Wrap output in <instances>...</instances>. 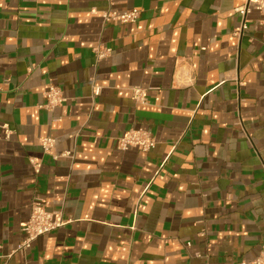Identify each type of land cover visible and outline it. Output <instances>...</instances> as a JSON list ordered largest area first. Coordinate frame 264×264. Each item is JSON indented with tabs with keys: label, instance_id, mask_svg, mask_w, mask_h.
Listing matches in <instances>:
<instances>
[{
	"label": "crops",
	"instance_id": "1",
	"mask_svg": "<svg viewBox=\"0 0 264 264\" xmlns=\"http://www.w3.org/2000/svg\"><path fill=\"white\" fill-rule=\"evenodd\" d=\"M245 2L0 0V264H232L259 255L264 25L257 11L244 19L235 10ZM133 7L134 22L103 19ZM99 44L112 48L102 60ZM52 84L66 100L41 107ZM132 128L156 145L119 149ZM46 136L56 139L51 153ZM35 199L71 221L16 250Z\"/></svg>",
	"mask_w": 264,
	"mask_h": 264
},
{
	"label": "built area",
	"instance_id": "2",
	"mask_svg": "<svg viewBox=\"0 0 264 264\" xmlns=\"http://www.w3.org/2000/svg\"><path fill=\"white\" fill-rule=\"evenodd\" d=\"M245 19L248 13L251 11H257L260 15V23L264 25V0H246L245 4L235 9ZM140 9L133 7L124 11L108 10L102 13L104 21H117L120 23H131L140 17ZM246 27L245 22L241 29ZM112 51L111 47L99 44L93 48V52L97 60L107 58ZM133 97L136 101L145 102V89L135 86L133 87ZM100 94V87H94L93 96ZM45 97L47 102L42 104L41 107L53 108L62 104L66 97L62 88L56 85H50L49 89L45 91ZM5 136H10L12 130L7 124L2 125ZM41 145L44 152L51 153L56 145V139L52 136H46L41 138ZM156 145V139L153 135L143 128H132L126 131L117 139V146L121 150H127L130 148H138L142 151H150ZM63 156L73 158V154L70 151L61 153ZM54 158H58L59 155L53 154ZM35 172H39L42 166L40 160L31 158ZM70 219H65L61 211L48 210L45 202L41 199H35L32 203V211L30 218L22 225V230L25 233V238L21 241L16 250H25L31 246V243L41 235L47 234L59 227L64 226ZM15 250V251H16ZM9 254L8 256H10ZM232 264H264V245L262 246L259 255L251 261H240Z\"/></svg>",
	"mask_w": 264,
	"mask_h": 264
}]
</instances>
